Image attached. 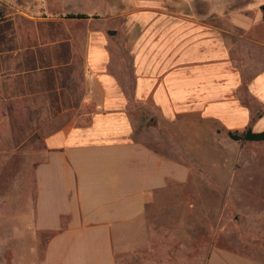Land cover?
<instances>
[{
	"label": "crops",
	"instance_id": "0c3cea01",
	"mask_svg": "<svg viewBox=\"0 0 264 264\" xmlns=\"http://www.w3.org/2000/svg\"><path fill=\"white\" fill-rule=\"evenodd\" d=\"M72 1L0 0V116H24L21 132L35 120L37 142L5 244L30 234L35 264H117L116 244L169 190L207 180L229 201L246 170L264 173V140L228 134L264 131L262 3ZM248 216L214 225L199 264H264ZM232 234L238 246L216 242Z\"/></svg>",
	"mask_w": 264,
	"mask_h": 264
},
{
	"label": "rangeland",
	"instance_id": "374dc122",
	"mask_svg": "<svg viewBox=\"0 0 264 264\" xmlns=\"http://www.w3.org/2000/svg\"><path fill=\"white\" fill-rule=\"evenodd\" d=\"M215 1L218 7L229 6L232 9L246 4L255 9L258 3L264 2ZM2 9L4 7H0ZM8 11L14 13L15 9L12 7ZM71 117L73 116H56L52 124L58 126ZM20 119L15 121L12 118L7 122L5 116H0V264H17L20 255L26 256L22 264H35L42 252L41 248L32 245L30 234L25 236L21 246L15 241L5 244L8 235L16 234L9 232L14 227L10 223L11 217L20 204L16 197L30 194L32 167L37 157V142L31 135L36 121H31L28 129H22L21 132L17 128ZM42 124L46 130V116ZM135 138L153 147V134L149 131L144 134L141 128L135 132ZM168 154L171 155L170 152ZM246 173L245 177L231 184L234 190L231 196L234 199L229 201H222L218 191L213 194L212 185L201 179L199 183L190 181L178 187L174 193L171 190L166 192L134 224L133 229L123 235L125 246L116 244L117 264H199L201 257L207 253L202 247L210 241L209 230L214 225L242 224L240 215L246 213L249 215L247 225L252 226L253 221L257 220L258 225L264 227V173L254 171V167L246 170ZM213 188L217 190L219 187ZM216 242L231 247L238 246V239L233 234L227 238H218Z\"/></svg>",
	"mask_w": 264,
	"mask_h": 264
},
{
	"label": "trees",
	"instance_id": "16d2710c",
	"mask_svg": "<svg viewBox=\"0 0 264 264\" xmlns=\"http://www.w3.org/2000/svg\"><path fill=\"white\" fill-rule=\"evenodd\" d=\"M262 11V16L264 18V2L259 6ZM67 17H76L81 18L85 17L83 14H68ZM229 136L234 140H264V131L259 133H251L250 131H247L245 133H237V132H229Z\"/></svg>",
	"mask_w": 264,
	"mask_h": 264
},
{
	"label": "water",
	"instance_id": "95a60500",
	"mask_svg": "<svg viewBox=\"0 0 264 264\" xmlns=\"http://www.w3.org/2000/svg\"><path fill=\"white\" fill-rule=\"evenodd\" d=\"M109 33H110V34H113L114 32H113V31H110Z\"/></svg>",
	"mask_w": 264,
	"mask_h": 264
}]
</instances>
